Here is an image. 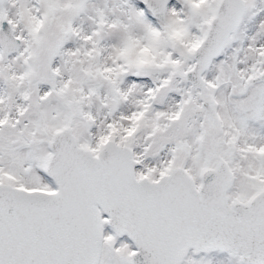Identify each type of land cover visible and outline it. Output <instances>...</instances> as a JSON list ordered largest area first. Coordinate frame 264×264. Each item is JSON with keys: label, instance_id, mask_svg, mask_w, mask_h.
<instances>
[{"label": "snow or ice", "instance_id": "1", "mask_svg": "<svg viewBox=\"0 0 264 264\" xmlns=\"http://www.w3.org/2000/svg\"><path fill=\"white\" fill-rule=\"evenodd\" d=\"M0 264H264V0H0Z\"/></svg>", "mask_w": 264, "mask_h": 264}]
</instances>
